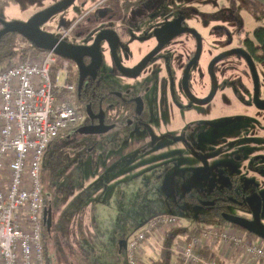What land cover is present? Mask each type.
Wrapping results in <instances>:
<instances>
[{
    "label": "rangeland",
    "instance_id": "374dc122",
    "mask_svg": "<svg viewBox=\"0 0 264 264\" xmlns=\"http://www.w3.org/2000/svg\"><path fill=\"white\" fill-rule=\"evenodd\" d=\"M53 1L0 0V29L3 22L25 20ZM97 1L76 0L71 7L53 16L44 29L55 35L61 31L62 25L83 17L78 23L87 32V27L90 26L84 15ZM184 3H178L185 10L181 16L190 27L200 33L203 41L202 61L191 71L190 86L198 94L204 95L210 89V77L206 72L208 62L223 52L240 47V40L246 37L245 33H241L242 28L252 34L256 29L264 27V16L259 11V16H255L254 11L247 9V5L240 1L234 2L238 12L231 9L230 0H185ZM176 11V16L181 17L179 7ZM168 19L160 18L156 25L161 26ZM18 41L17 49L27 45L21 37ZM155 43L153 36L144 46L133 43L129 48L131 57L128 61L125 59L126 52L123 49L119 52L125 63L130 65L139 60ZM169 47L183 61L196 50V39L191 33H183L172 39ZM58 59L63 62L67 58L58 54ZM13 62H18V58L10 61ZM245 65L244 58L239 54L218 62L215 70L220 84V74L230 68V73L224 74L221 89L224 86L225 91H228L230 86L226 88L224 81H232ZM257 69L264 89V64H257ZM196 70L204 73L201 80L196 79L197 82L194 77ZM247 74L249 75L248 72ZM248 75L246 80L250 82ZM219 96L220 93L210 104L194 107L195 112L208 116L219 110L223 101H226V95L221 94L223 101L218 99ZM227 99H230V95ZM250 117L252 116L248 115L247 118ZM187 120H191L190 117ZM243 126L249 127V123ZM203 129L204 125L190 135V144L209 154L212 150H205L208 146L203 141L220 139L222 136L212 131L207 135L203 134L200 140L199 134ZM228 129L222 130L230 131ZM70 134L60 139L66 144L62 169L54 181L48 179V173H45L44 178V188L49 195L46 197V206L50 202L55 215H58L56 219L62 221L60 230L57 229L60 232L52 231L46 237L50 264H123L124 257L119 250L122 239L131 240L149 222L162 216L176 217L183 225L194 228L198 215L207 211L204 206L208 200L226 191L225 180L231 174L240 175L244 186L251 184L245 186L246 193L259 192L264 202V181L260 179L255 182L254 175L247 172L252 171L248 169L249 163L256 157L248 151L231 150L219 158L215 156L210 159L174 140L159 142L151 148L145 142L146 139L149 140L147 132L137 125L131 126L121 141L114 140L111 136L99 139L78 135L71 137ZM233 136L236 138L237 134L226 137L225 140H232ZM259 154L261 156L258 157V162L264 164V151ZM237 155L243 161L236 160ZM262 173L264 174V169ZM228 210L234 215H250L249 210L243 206L229 204ZM183 220L187 222L184 223ZM262 220L264 221V204ZM242 232L247 234L244 230ZM73 238H81L80 245L76 243L75 246L83 248L85 253L79 252V257L74 251L75 246L71 244ZM251 239L264 244L255 235H251ZM158 243L153 244L156 250H159Z\"/></svg>",
    "mask_w": 264,
    "mask_h": 264
},
{
    "label": "flooded vegetation",
    "instance_id": "af4514ba",
    "mask_svg": "<svg viewBox=\"0 0 264 264\" xmlns=\"http://www.w3.org/2000/svg\"><path fill=\"white\" fill-rule=\"evenodd\" d=\"M62 1L54 0L39 11L28 16L25 20L10 23L3 22L0 32L7 28L9 24H26L34 16L48 11ZM75 1L70 6L50 15L37 26V29L47 37H54L75 48L88 49L85 55L78 50L74 52L81 60L80 63L70 60L71 73L76 87L75 93L78 96L79 105L80 103L83 105L81 108L83 118L74 127V130L70 134L71 137L78 135L102 139L106 136H111L114 140L121 141L125 132L131 126L137 125L147 132L150 141H146V139L145 142L151 148L159 142L174 140L183 143L195 153H203L210 157V159H213L215 156L219 158L231 150L248 151L256 157L249 163L248 169H252V171L247 170V172L254 175L255 182L260 179L264 181V174L262 173L264 164H259L258 162V157L261 156L259 152L264 151V89L261 87L257 69V64H264V59L261 57L263 52L259 45L252 44L255 53H249L246 41L248 38L251 39L252 35L246 34V37L240 40V47L235 49H244L252 57L258 74V88L256 87L253 72L249 67L247 59L239 54L244 58L246 67H242L239 74L234 76L229 83L226 80L224 81L226 88L230 86V89L225 91L224 86L221 89L224 74L230 73V68L220 74V77H222L221 84L219 83V75L215 70L216 65L221 59L214 66L217 82L216 93L210 102L199 104L193 98L205 100L212 91V78L209 73V66L214 58L208 62L206 69L210 77V89L208 93L200 95L195 90H192L190 86L191 71L201 64L203 49L199 58L190 69L187 81L188 88L184 86L185 70L195 57L198 49V42L195 36L196 50L189 57L184 58L183 61H181L182 58L180 59V57L175 56L173 49L169 47L172 39L181 35L179 34L166 42L145 64L138 75L130 76L122 71V68H136L158 47L160 41H163L165 37L159 35V33L156 34V31L167 23L180 20L183 27L192 28L181 16L185 13V10L181 9V4L178 5V3H184L185 0H151V2L147 0H98L84 15V17L88 18V25L90 26L89 28L87 27V32L78 23L83 17L78 20H71L67 25H62L61 31L55 35L44 29L53 16L71 7ZM232 1L234 2V0H230V3ZM183 6H185V3ZM177 7H179L178 13L181 17L176 16ZM230 7L233 11H239L235 4H230ZM166 17L169 19L163 25H156L160 18L165 19ZM102 32H106L102 36L105 39L99 41L98 37ZM9 33L18 34L17 41L21 37L27 44L24 47L28 48L35 44L29 36L17 30H12ZM149 33L151 34L147 37ZM151 36L154 37L156 42L154 46L139 60L134 61L130 65L126 64L119 52L120 49L126 52L125 59L128 61L131 57L129 48H131L133 43L144 46ZM96 43L97 45L95 46ZM110 68H113V70H110ZM203 75L204 73L201 70H196L194 73L195 82L201 80ZM247 75L250 82L246 80ZM219 93L218 99L221 101H223L221 94L222 96L226 95V101H223L219 110L208 116L195 112L194 107H201L212 103ZM228 95H230V99H227ZM248 115L252 117L248 119ZM187 117H190L191 120L188 121ZM245 123H249V127H244L243 124ZM202 125H204V129L199 134V139L203 134L207 135L212 131L214 134L222 136L220 139L203 141L208 146L205 150H212L209 154H205L204 150H198V148L196 149L195 146L190 144L192 143L190 135L195 134ZM89 127L93 131H88L87 128ZM214 127L217 129L213 130ZM228 127L231 128L228 129ZM222 129L230 131H223ZM235 134H237L236 138L233 136L234 139L225 140L226 137L228 138ZM235 159L243 161V158L238 155L235 156ZM225 182L227 186L226 191L222 194H217V196H212L204 206L206 207L205 209L208 210L211 205L221 203V210H227L223 211L224 215L225 213L232 214L228 210L229 204L243 206L249 210L250 215L242 217L252 220L253 212L250 200L254 202L259 200L261 204V221L264 223L262 220L263 196H260L259 192L246 193L245 186H250L251 184L244 186L240 175H228Z\"/></svg>",
    "mask_w": 264,
    "mask_h": 264
},
{
    "label": "built area",
    "instance_id": "2783aa9c",
    "mask_svg": "<svg viewBox=\"0 0 264 264\" xmlns=\"http://www.w3.org/2000/svg\"><path fill=\"white\" fill-rule=\"evenodd\" d=\"M70 65L45 49L0 68V264H45L44 154L53 139L83 118ZM180 225L173 216L149 222L128 241L127 263L143 264L146 249ZM198 233L178 241L179 264H217L201 256L209 241L232 245L264 264V244L247 241L239 229L211 226Z\"/></svg>",
    "mask_w": 264,
    "mask_h": 264
},
{
    "label": "water",
    "instance_id": "95a60500",
    "mask_svg": "<svg viewBox=\"0 0 264 264\" xmlns=\"http://www.w3.org/2000/svg\"><path fill=\"white\" fill-rule=\"evenodd\" d=\"M74 1L75 0H63L58 5L49 9L48 11L42 12V13L34 16L26 24L13 23V24L7 25V28H5L3 31L0 32V40L5 34L9 33L10 31L17 30L18 32H20L22 34L29 36L35 42L36 45H38L44 49H52L57 54L65 57L67 59L74 60L76 63H80L81 60L74 54V52H76L78 50V51H81L82 54L85 55V54H87V52H86V50H88L87 48L72 47V46L68 45L67 43L62 42L61 40H58L54 37H47L44 33L40 32L37 29L38 24L42 23L46 18H48L50 15L56 13L57 11H60L63 8L70 6ZM105 33L106 32H102L99 35V37H98L99 41H102L105 39V37H102L105 35ZM158 33H159V35H163L165 37L163 41H160L158 47L151 54H149L141 62V64L138 65L136 68H134V69H127V68L123 69L122 68V71L126 74H129L130 76L138 75L139 72L142 70V68L145 66V64L162 48V46L166 42H168L169 40H171L172 38H174L175 36H177L179 34L191 33L197 39L198 49H197V53H196L195 57L189 63V65L187 66V68L185 70L184 86H186L188 88L187 81H188V75H189L190 69H191L192 65L194 64V62L199 58L201 51L203 49L201 35L193 28L183 27L182 22L180 20H176L174 22L167 23L162 28H159L156 31V34H158ZM96 45H97V43L95 44V46ZM81 52H77V53H81ZM232 54H241L247 59L249 67L252 69V72H253L256 87L258 88V74H257L256 66H255V63H254L252 57L244 49H241V48L233 49V50H229V51H226V52L218 55L216 58H214L212 60L210 66H209V73H210V76L212 78L211 94L205 100H199V99L193 98L194 101L198 102L199 104H206L213 99V97L216 93V89H217V82H216V78H215V74H214V66L219 60H221L227 56H230ZM87 130L90 132L93 131L91 127L87 128ZM250 206H251V209L253 212V219L252 220L247 219V218L242 217V216H239V215L228 214V213H225L223 215V217L227 222L250 232L252 235L257 236L258 238H260L261 240L264 241V223L261 221V215H260L261 204H260V201L258 200L257 202H254V201L250 200Z\"/></svg>",
    "mask_w": 264,
    "mask_h": 264
},
{
    "label": "trees",
    "instance_id": "16d2710c",
    "mask_svg": "<svg viewBox=\"0 0 264 264\" xmlns=\"http://www.w3.org/2000/svg\"><path fill=\"white\" fill-rule=\"evenodd\" d=\"M235 2V1H234ZM232 1L231 4L234 5ZM18 34L16 33H8L4 35L0 40V68L6 66L12 59H17L24 54H39L45 51L44 48L33 44L31 47H22L21 49H17L16 45ZM252 44L259 45L262 48V58L264 59V27H260L256 29L252 33L251 39L248 38L246 41V47L250 54L255 53L254 48H252ZM80 107L83 105L80 103ZM74 128L67 129L60 136L53 139L51 145L48 147L44 154L43 158V171L48 173V179L50 181H54L57 177L58 172L63 167L64 161V146L66 145L64 142H61L60 139L63 136H68ZM45 175H43L42 180L44 182ZM221 203H216V205H211V207L200 213L196 219V226L192 229L187 227L186 225H180L177 228L171 229L167 231L162 240H161V248L160 254L158 258H154L148 261V264H173V259L175 257V249L177 247V243L179 240L190 241L192 237L197 233L199 234V230L203 227H233L239 230H244L236 225H233L227 222L223 217V211L221 210ZM206 208V207H205ZM246 231V230H244ZM246 233L251 236L252 234L248 231ZM44 259L45 264H50L48 252L46 248H44Z\"/></svg>",
    "mask_w": 264,
    "mask_h": 264
},
{
    "label": "crops",
    "instance_id": "0c3cea01",
    "mask_svg": "<svg viewBox=\"0 0 264 264\" xmlns=\"http://www.w3.org/2000/svg\"><path fill=\"white\" fill-rule=\"evenodd\" d=\"M234 1L235 2L240 1L243 4H246L247 9H249L250 11L251 10L254 11L255 16H259V12H260V15L264 16V0H234ZM236 7H237V5H236ZM242 31H243L242 33L252 35L249 32H247L244 27H243ZM43 175H45V171H43V168H42V177H43ZM43 184H44V182H43ZM44 192H45V196L48 198L49 195H47L45 188H44ZM57 216L58 215H55V211H54V209L51 208V203L49 202V206L48 205L46 206L44 223H43V233H42L43 246H44V248H46L47 252H48V243H47L46 237L52 231H59L60 230L59 226H60L62 221H60V219L59 220L56 219ZM55 219H56V222H55ZM74 219H78V218H74ZM183 222L186 223L187 220H183ZM58 228H59V230H57ZM245 236L247 237V241L249 240V242L257 243V241H258V240L256 241L253 239L250 240V236L248 234H246ZM81 238H83V237L81 236ZM81 238L80 239L79 238H77V239L73 238L71 241V244L74 246L76 245V243L78 245H80ZM82 242H84V240H82ZM127 243H128V241L126 239H122L120 242V249L119 250H120L121 256L124 257V260L122 262L123 264H128L127 263V255H126ZM159 243L157 244L159 247V250H156V246L154 247V245H153L154 243L152 244V247H148L146 249V251L143 254V256H144L143 261H142L143 264H148L149 260L154 259V258H158L159 254H160V248H161V244H159ZM83 246H85V245H83ZM82 249L83 248L75 246L74 251L78 254V257H79V252H84V251H82ZM201 256L206 261H211V260L215 259L217 261V264H262L261 261H258L254 258L246 256L243 252L236 249L232 245H225L222 243H216L214 241H209V242H206L203 244V246L201 247ZM49 259H50V256H49ZM180 260H181V256L178 253V248H176L175 257L173 259V264H179Z\"/></svg>",
    "mask_w": 264,
    "mask_h": 264
}]
</instances>
